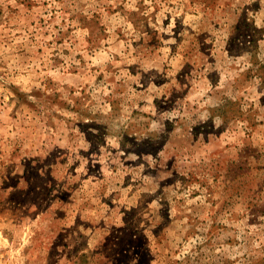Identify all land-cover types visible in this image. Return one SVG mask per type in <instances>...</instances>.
Returning a JSON list of instances; mask_svg holds the SVG:
<instances>
[{"label":"rangeland","instance_id":"rangeland-1","mask_svg":"<svg viewBox=\"0 0 264 264\" xmlns=\"http://www.w3.org/2000/svg\"><path fill=\"white\" fill-rule=\"evenodd\" d=\"M0 264H264V0H0Z\"/></svg>","mask_w":264,"mask_h":264}]
</instances>
